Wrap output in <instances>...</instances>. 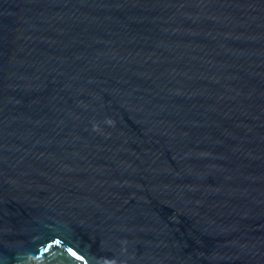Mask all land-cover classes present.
<instances>
[{
    "label": "water",
    "instance_id": "95a60500",
    "mask_svg": "<svg viewBox=\"0 0 264 264\" xmlns=\"http://www.w3.org/2000/svg\"><path fill=\"white\" fill-rule=\"evenodd\" d=\"M0 264H264V0H0Z\"/></svg>",
    "mask_w": 264,
    "mask_h": 264
}]
</instances>
